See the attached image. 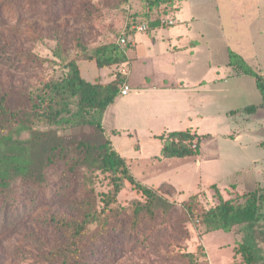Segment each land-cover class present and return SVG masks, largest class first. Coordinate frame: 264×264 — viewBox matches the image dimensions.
<instances>
[{"label": "rangeland", "instance_id": "1", "mask_svg": "<svg viewBox=\"0 0 264 264\" xmlns=\"http://www.w3.org/2000/svg\"><path fill=\"white\" fill-rule=\"evenodd\" d=\"M234 3L223 1L218 18L214 0H174L167 14H173V26L179 27L185 26L183 17L200 14L202 18L185 21L193 34L197 29L210 34L205 40L214 60L226 64L227 46L245 59L248 53H256V61L246 62L264 80V0ZM232 6H237L236 15L243 22H236ZM152 9L148 0H0V93L6 92L9 105L23 102L30 108L28 95L35 96L44 83L65 76L68 61L94 58L104 45L126 48L118 42L125 26L131 20L159 19L160 12ZM219 26L224 32L213 36ZM235 43L244 53L237 51ZM126 50L133 55L134 48ZM81 65L84 77L91 81L94 77L107 81L109 72L122 74L118 63L98 68L86 60ZM229 81L231 91L216 94L219 112L215 109L200 122L188 111L175 125L195 124L200 153L194 160L176 162L177 172L170 179L179 189L161 186L152 204L126 180L116 201L104 207L111 181L101 171V159L94 153L82 156L73 148L76 141L101 139L91 125H49L34 118L32 111L16 121L3 120L8 127L0 132V264H64L52 254L68 236L60 221L74 218L75 202L85 198L94 202L100 219L86 230L83 261L68 264H243L238 253L244 234L241 226L206 231L199 222L201 212L219 202L216 188L222 199L240 202L246 192L264 188V108L250 114L229 113L260 103L261 95L251 76ZM139 128L131 140L142 145L144 154L157 153L161 140ZM117 139L130 138L122 134L115 137L116 143ZM57 143L65 148L62 155L67 159L45 167L50 146ZM74 158L81 164L72 173L68 166ZM140 166L151 167L148 161ZM138 203L151 206L152 211L139 213L135 220ZM261 223L264 230V219ZM259 247L264 256V234ZM189 253L192 263L187 260Z\"/></svg>", "mask_w": 264, "mask_h": 264}, {"label": "trees", "instance_id": "2", "mask_svg": "<svg viewBox=\"0 0 264 264\" xmlns=\"http://www.w3.org/2000/svg\"><path fill=\"white\" fill-rule=\"evenodd\" d=\"M173 2L174 0H148V7H154L152 11H155V13L160 12L159 15L167 14L169 10H172ZM128 24L124 29L127 36H129L127 31ZM147 25V30H149L154 26L160 25V21L156 17H151L147 21ZM129 44L130 42L128 41L124 46L126 48H120L116 45H104L97 48L94 58L88 56L86 59L68 61L65 76L55 81L44 83L36 91L37 94L35 96L28 95L29 101H32L30 108L23 102H20L17 106H11L8 104L6 92L0 93V132L8 127L7 124L2 122L3 120L16 121L21 114L32 111L35 115L34 118L43 120L49 125H91L101 135L100 140L93 142L76 141L73 143V148L80 151L82 156L85 153H94L101 159V171L107 173L111 181V186L104 196L105 208L114 203L118 193L126 188V180L134 184L136 189L146 195L150 204L157 198V192L161 186L170 185L163 183L158 188H152L137 181L130 173L125 159L113 148L109 136H104L106 133L102 125L104 112L120 93L125 76L118 72L107 83L99 80L90 82L81 76L77 64L78 60H94L99 68L116 63L121 64L127 61L125 51ZM227 53L228 65L232 66L237 74L253 77L255 86L261 95L260 103L247 105L242 110H231L229 113L236 114L239 111H243L250 114L255 112L257 108H264V80L262 75L252 69L237 52L228 48ZM157 137L162 142L158 158L186 157L200 153L199 142L201 137L191 129L167 131L157 135ZM64 150L65 148L61 143L51 145L50 152L45 159V167L55 165L59 158L66 160L67 156L62 155ZM80 164L81 159L74 158L68 168L73 173ZM41 173L39 172V174ZM170 186L174 188L172 185ZM211 186L215 187L214 184ZM215 193L219 197V202L207 210H203L199 222L204 225L206 231H229L234 226H241L244 234L238 247V253L242 257V263L264 264V256L260 252L261 249L259 247V238L264 234L261 223L264 219V188H260L259 191L251 190L246 192L242 195L244 200L241 202L234 199H222L217 188ZM75 209L76 216L74 218L60 221V226L68 232L67 239L62 245L52 250V254L56 258L61 259L64 264L73 261H83L81 257L82 255L84 256L83 244L86 241V230L91 224L100 219L99 212L91 199L85 198L76 201ZM144 211L151 212V206L139 204L136 207L135 220H137L138 214ZM186 256L187 260L192 263V254L189 253Z\"/></svg>", "mask_w": 264, "mask_h": 264}, {"label": "crops", "instance_id": "3", "mask_svg": "<svg viewBox=\"0 0 264 264\" xmlns=\"http://www.w3.org/2000/svg\"><path fill=\"white\" fill-rule=\"evenodd\" d=\"M223 1L237 5L234 3L235 0H214L217 11L219 7L222 9ZM236 8L237 6L231 7L233 17L236 22L240 19V22H243V18L236 15ZM217 13L220 18L219 11ZM199 15L194 13V16L183 17V21L186 22L184 27L173 26L175 22L171 26L160 24L145 32H136L132 39L129 38V46L134 48L133 55L126 50L127 61L119 64L125 76L124 83L128 85L129 90L126 94L119 93L114 98L102 118L103 128L113 148L125 159L132 176L152 188L167 183L177 192L178 184L170 179V176L177 172L176 162L194 160L197 155L158 159L162 142L157 153L144 154L142 145L136 140H131V135L134 136V133L140 131L139 127H143L142 130L149 131L154 136L184 129H191L198 134L193 127L195 124H190L187 128L175 125L182 123L183 117L188 116V111L193 112L200 122L205 117L212 116L215 109L219 112L220 105L215 104L217 95L221 96V92L229 93L231 91L229 80L243 75L237 74L232 66L228 65V61L222 64L214 60L209 41L208 43L206 41L210 34L201 29H197L196 34L191 32L185 20L202 18ZM214 29L213 36L224 32L220 26ZM234 45L240 49L237 50L239 53H244L245 50L239 43ZM228 48L230 47H226L227 51ZM256 57V53H248L246 59L256 61ZM83 61L86 60H78L77 64L85 80L95 82L98 79L107 83L114 78L115 74L110 75V72L107 73L109 78L107 81L95 77L93 81L85 78L81 67ZM122 134L128 135L130 139L128 141L117 139L116 143L115 137L118 138ZM144 161H148L151 167H141L140 163ZM166 173L167 177L164 176Z\"/></svg>", "mask_w": 264, "mask_h": 264}, {"label": "built area", "instance_id": "4", "mask_svg": "<svg viewBox=\"0 0 264 264\" xmlns=\"http://www.w3.org/2000/svg\"><path fill=\"white\" fill-rule=\"evenodd\" d=\"M159 21L161 25H172L174 23V19L168 14H161L159 15ZM148 29L147 22L144 20H135L131 21L128 24L127 31L129 32V36L133 35L136 32H145ZM127 33L123 31L118 39V42L121 46H125L129 41V36L126 35ZM130 42V41H129ZM129 90V87L126 83H123L120 88L121 94H126Z\"/></svg>", "mask_w": 264, "mask_h": 264}]
</instances>
